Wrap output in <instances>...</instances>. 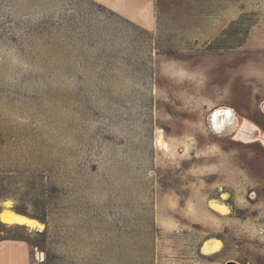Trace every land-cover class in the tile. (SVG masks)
Wrapping results in <instances>:
<instances>
[{"label":"rangeland","instance_id":"rangeland-1","mask_svg":"<svg viewBox=\"0 0 264 264\" xmlns=\"http://www.w3.org/2000/svg\"><path fill=\"white\" fill-rule=\"evenodd\" d=\"M121 6L0 0V210L42 224L0 241L25 264H264V0Z\"/></svg>","mask_w":264,"mask_h":264},{"label":"bare ground","instance_id":"bare-ground-1","mask_svg":"<svg viewBox=\"0 0 264 264\" xmlns=\"http://www.w3.org/2000/svg\"><path fill=\"white\" fill-rule=\"evenodd\" d=\"M264 109V103L261 106ZM222 113H226L225 111ZM226 116L228 114H225ZM226 195L223 194L221 196L222 199H225ZM3 209L0 210V222L7 225H19V226H27L30 228H42V224L39 223L32 217H29L25 214L18 213L11 209V202L5 200L1 203ZM208 206L215 212L226 215L228 213V206L217 200H210L208 202ZM20 221H26L25 223H21ZM222 245L219 240L214 238H209L205 240L200 246V253L204 256H213L218 254L221 251ZM43 256V255H41ZM39 258V257H38Z\"/></svg>","mask_w":264,"mask_h":264},{"label":"crops","instance_id":"crops-1","mask_svg":"<svg viewBox=\"0 0 264 264\" xmlns=\"http://www.w3.org/2000/svg\"><path fill=\"white\" fill-rule=\"evenodd\" d=\"M110 1L114 2L116 0H110ZM119 1L122 4L121 10H123V12H124L121 15H123L129 19L131 17L137 18L136 17L137 15L135 16V15L129 13L130 10H137V11L139 10L140 11L143 8H146L147 10H149L151 12L152 11V5L154 3V0H119ZM110 9H112V8H110ZM18 246L19 245H17V246L14 245L11 241H0V264H15L16 256H17V261H19L16 264H25L22 259H23L24 255L27 253V251L25 249L19 248ZM15 247H17V248H15ZM18 253H20V254H18Z\"/></svg>","mask_w":264,"mask_h":264},{"label":"flooded vegetation","instance_id":"flooded-vegetation-1","mask_svg":"<svg viewBox=\"0 0 264 264\" xmlns=\"http://www.w3.org/2000/svg\"><path fill=\"white\" fill-rule=\"evenodd\" d=\"M226 111V113H232L233 115L235 114L234 112H232V109H230V108H224ZM239 125H238V123H236V128L238 127ZM257 129H255V130H253V131H250V133H248L251 137H256L257 135H258V133L256 132V130H258L259 128L258 127H256Z\"/></svg>","mask_w":264,"mask_h":264},{"label":"snow or ice","instance_id":"snow-or-ice-1","mask_svg":"<svg viewBox=\"0 0 264 264\" xmlns=\"http://www.w3.org/2000/svg\"><path fill=\"white\" fill-rule=\"evenodd\" d=\"M21 223H25L26 221H20Z\"/></svg>","mask_w":264,"mask_h":264},{"label":"water","instance_id":"water-1","mask_svg":"<svg viewBox=\"0 0 264 264\" xmlns=\"http://www.w3.org/2000/svg\"><path fill=\"white\" fill-rule=\"evenodd\" d=\"M229 264H234V263H229Z\"/></svg>","mask_w":264,"mask_h":264}]
</instances>
